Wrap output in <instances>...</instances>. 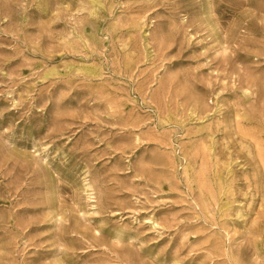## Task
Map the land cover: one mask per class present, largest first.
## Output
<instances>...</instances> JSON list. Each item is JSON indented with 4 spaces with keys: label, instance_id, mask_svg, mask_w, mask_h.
I'll return each mask as SVG.
<instances>
[{
    "label": "rangeland",
    "instance_id": "obj_1",
    "mask_svg": "<svg viewBox=\"0 0 264 264\" xmlns=\"http://www.w3.org/2000/svg\"><path fill=\"white\" fill-rule=\"evenodd\" d=\"M0 264H264V0H0Z\"/></svg>",
    "mask_w": 264,
    "mask_h": 264
}]
</instances>
